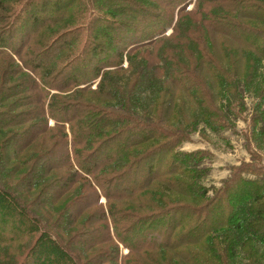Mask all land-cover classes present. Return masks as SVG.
<instances>
[{
	"label": "trees",
	"instance_id": "obj_1",
	"mask_svg": "<svg viewBox=\"0 0 264 264\" xmlns=\"http://www.w3.org/2000/svg\"><path fill=\"white\" fill-rule=\"evenodd\" d=\"M44 1L0 0V55L22 57L32 73L17 65L20 79L0 81L1 257L237 264L242 245L247 264H261L264 174L244 164L210 196L202 154L177 149L201 123L228 129L250 90L261 99L252 133L264 139V0H94L129 20L105 19L62 61L61 37L35 53L24 51L26 32L12 45L18 25L47 24L33 8Z\"/></svg>",
	"mask_w": 264,
	"mask_h": 264
},
{
	"label": "rangeland",
	"instance_id": "obj_2",
	"mask_svg": "<svg viewBox=\"0 0 264 264\" xmlns=\"http://www.w3.org/2000/svg\"><path fill=\"white\" fill-rule=\"evenodd\" d=\"M117 6L118 4L115 5L113 3V10L109 11L95 5L94 0H45L43 3H35V6H33L34 11L42 9V12L38 14L41 16L40 18H44L47 21V24L43 27L37 26L33 31H23V27L18 25L16 30L17 33L15 34L17 41H14L12 45L15 47L19 38L26 32L28 36L24 41L26 44L24 51L30 49L32 53H35L41 49L38 48L41 44L44 43L46 45L53 43L54 38L56 40L61 37V43L57 46L65 49L61 61L65 60L64 58H66L69 53L71 54L84 45L87 32L93 34V32H101V30L105 28V19L111 23L127 22L129 20L125 12L126 10L122 11V6L118 8ZM193 7L194 5H190L188 12H191ZM52 16L59 19L55 22H48L49 18H52ZM154 24L155 23L151 24V22L145 23L142 20L136 22V26L142 31L145 29L152 30L155 26ZM109 25L110 23L107 27H109ZM30 32H39V34H29ZM171 32L172 29L168 30L166 35L169 36ZM18 33L21 34L17 36ZM79 33H81L80 38H78ZM63 37L65 38L63 39ZM4 49L7 48L5 47ZM151 49L152 47H147L145 50ZM24 55L23 58H25ZM21 59L22 57L0 55V81L13 83L20 79L21 77H17L16 79L13 77L15 67L18 69L17 65H19L23 71L32 75L30 70L24 68ZM123 67H128L126 59L123 63ZM263 72L264 66L259 73L262 74ZM97 84L98 82L93 84V90L97 88ZM75 90H77V88L65 93V95H70V93L72 94ZM87 96L91 99L97 97L93 92L89 93ZM244 97L246 104L245 110L242 112L237 107L235 108L237 113H235V115L232 114L230 119L232 123L228 129H218L215 131L206 128L205 124L201 123L198 132L192 136L191 141L184 143L177 149L180 153L200 152L202 154L196 169L200 171L202 175V186L209 191L210 196H213L218 189L224 186L225 181L233 176V172L236 168L244 164L255 166L257 168L256 170L264 174V139H261L258 134L255 136L252 133V125L250 124V117L256 110L257 105L261 102V99L257 96L255 90L246 92ZM49 98L50 96H48V99ZM248 178L254 177L249 175ZM103 203H105V201H103ZM257 217H260V215H257ZM260 249V252L264 253L263 247L261 248L260 246ZM128 253L129 251L122 247V255L126 256ZM236 255L238 258L237 264L248 263L243 253L242 245L237 249ZM0 264H7V261L1 257V254ZM261 264H264V258L261 260Z\"/></svg>",
	"mask_w": 264,
	"mask_h": 264
}]
</instances>
